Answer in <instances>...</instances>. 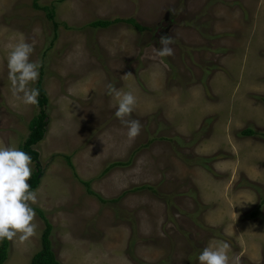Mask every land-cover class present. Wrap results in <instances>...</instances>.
Wrapping results in <instances>:
<instances>
[{"label": "rangeland", "instance_id": "374dc122", "mask_svg": "<svg viewBox=\"0 0 264 264\" xmlns=\"http://www.w3.org/2000/svg\"><path fill=\"white\" fill-rule=\"evenodd\" d=\"M34 3L0 0V146L22 150L40 114L11 93L7 56L21 40L49 98L36 234L10 241L6 264L41 251L39 209L62 264H199L217 241L229 264H264V0H38L57 30ZM118 19L147 30L91 27ZM164 36L168 67L152 52ZM109 84L136 97L134 140Z\"/></svg>", "mask_w": 264, "mask_h": 264}, {"label": "clouds", "instance_id": "9594fccd", "mask_svg": "<svg viewBox=\"0 0 264 264\" xmlns=\"http://www.w3.org/2000/svg\"><path fill=\"white\" fill-rule=\"evenodd\" d=\"M159 43V48H152L153 58H160V63L168 67L164 58L173 55L174 40L164 36ZM33 52V45L21 40L8 54L7 68L12 95L25 105L37 106L40 89L32 85L39 79L42 63L31 59ZM108 94L117 101L115 117L126 126L128 138L134 140L142 128L138 120L131 118L137 102L135 95L114 84L108 85ZM32 171V158L28 153L15 144L0 146V242L12 241L18 235L27 240L36 234V212L31 205L37 200V191L29 184ZM229 247L226 241L205 247L197 255L199 264H229Z\"/></svg>", "mask_w": 264, "mask_h": 264}, {"label": "trees", "instance_id": "16d2710c", "mask_svg": "<svg viewBox=\"0 0 264 264\" xmlns=\"http://www.w3.org/2000/svg\"><path fill=\"white\" fill-rule=\"evenodd\" d=\"M34 7L45 11L47 14L48 20L54 23L55 29L57 30L59 28V25L56 23V20H55L56 17H55L54 8L40 7L38 4V0H35ZM122 22L132 25L139 32H144L147 30L145 27L140 25L135 19H130L126 21H123L120 19L115 20V21L98 20L96 22H93L91 24V27L95 29H109L111 26L118 24V23H122ZM37 88L40 89V95L38 98L39 104L37 105V107L40 108V114L31 121L30 126H29L30 135L22 146V150L31 156L32 163L37 164V171L34 173V175L29 180V184L31 185V189L33 191L37 190L40 187L42 183V179L44 177V171L42 170L41 164H39L40 153L36 151L35 147L38 146L45 139V136L48 132V125H49V118H48V114L46 111V107L49 104V98H48L47 92L45 91L43 87L42 80L39 81ZM256 135L257 133L252 129H244L240 132V136L245 137V138L254 137ZM262 136L264 137V134H262ZM66 160H68V164L71 167H73V164L71 163V159L67 157ZM129 164L130 162L129 163H122V162L115 163L111 166V168L115 166H127ZM85 185L86 187L90 186L89 183H86ZM142 189H148V188L146 187L135 188L134 191L139 192V190H142ZM149 189L155 192V188L149 187ZM90 192L93 195H96L94 192L92 191ZM99 198H100V201H102L103 203L108 202L107 200H104L102 197H99ZM112 202H116V200ZM262 204H264V199H263ZM37 211L40 217L45 221L46 228L42 236V249L38 254L35 255L31 264H62L60 260L58 259L57 254L55 253L54 248H53V243L51 239L52 232H53V226L49 222V220L46 218V215L42 210L39 209ZM258 214L260 213L258 211H255L254 213L251 214V217L254 218L258 216ZM10 246H11L10 241L4 240L0 248V264H6V262L8 261Z\"/></svg>", "mask_w": 264, "mask_h": 264}]
</instances>
